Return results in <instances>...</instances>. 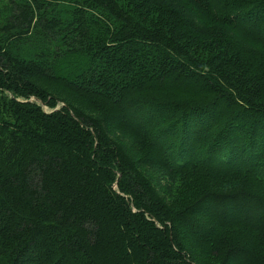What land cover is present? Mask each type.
Here are the masks:
<instances>
[{"label": "trees", "instance_id": "16d2710c", "mask_svg": "<svg viewBox=\"0 0 264 264\" xmlns=\"http://www.w3.org/2000/svg\"><path fill=\"white\" fill-rule=\"evenodd\" d=\"M0 87V264H264V0H0Z\"/></svg>", "mask_w": 264, "mask_h": 264}, {"label": "rangeland", "instance_id": "374dc122", "mask_svg": "<svg viewBox=\"0 0 264 264\" xmlns=\"http://www.w3.org/2000/svg\"><path fill=\"white\" fill-rule=\"evenodd\" d=\"M1 12L4 13V10L1 9ZM17 103L18 104L35 103V104H39L46 111L52 110L51 108L46 106L44 102L37 99L36 97L26 98L24 96L17 95L16 93L12 92L11 90H8L6 88L4 89V88L0 87V107L3 106L2 108H0V110L3 111L6 114V116L9 117V118L5 117L6 120L13 122V119L10 118V116H12L10 110H13L15 112L14 108L16 107ZM60 105L61 104H59V106ZM153 181L155 184L158 185V187H160L161 190H163V191L166 190L165 180L163 178H161L159 175H157L156 173L153 174Z\"/></svg>", "mask_w": 264, "mask_h": 264}]
</instances>
